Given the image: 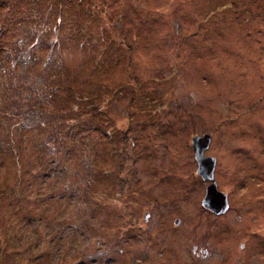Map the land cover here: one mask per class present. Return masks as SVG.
Returning a JSON list of instances; mask_svg holds the SVG:
<instances>
[{
  "label": "rangeland",
  "instance_id": "rangeland-1",
  "mask_svg": "<svg viewBox=\"0 0 264 264\" xmlns=\"http://www.w3.org/2000/svg\"><path fill=\"white\" fill-rule=\"evenodd\" d=\"M0 264H264V0H0Z\"/></svg>",
  "mask_w": 264,
  "mask_h": 264
},
{
  "label": "water",
  "instance_id": "water-1",
  "mask_svg": "<svg viewBox=\"0 0 264 264\" xmlns=\"http://www.w3.org/2000/svg\"><path fill=\"white\" fill-rule=\"evenodd\" d=\"M210 141L211 136L208 134H204L203 136L195 135L191 140V145L197 164L196 174L203 181L208 182L201 205L210 212L220 215L228 210V201L226 194L218 191L214 181L216 160L204 155V152L209 147Z\"/></svg>",
  "mask_w": 264,
  "mask_h": 264
},
{
  "label": "trees",
  "instance_id": "trees-1",
  "mask_svg": "<svg viewBox=\"0 0 264 264\" xmlns=\"http://www.w3.org/2000/svg\"><path fill=\"white\" fill-rule=\"evenodd\" d=\"M16 41L18 43L21 42L20 39H17ZM35 46H36V44H34L33 47L31 46L30 49L33 52L36 51V53L33 55L31 52L32 56H29V55L26 56L29 58V60L32 64H38L42 59H43L42 64L49 65L51 67L56 66L57 64L60 63L61 60L53 57L51 52H48L45 56H43L42 54H39V51H38L39 49L36 48ZM38 54H39V56H38ZM15 68H16V65H15ZM66 88H69V87H66ZM60 89H62V88H60V86L56 85L55 83L51 86H48L47 87L48 92H47L46 96L44 97V100L46 99V97H47V99H50V97L54 96L57 93V91ZM20 126H21V130H23L22 124H20ZM43 146H46V145H42V148H43Z\"/></svg>",
  "mask_w": 264,
  "mask_h": 264
}]
</instances>
